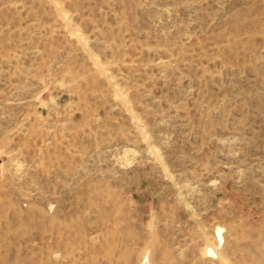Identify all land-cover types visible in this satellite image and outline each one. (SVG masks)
Wrapping results in <instances>:
<instances>
[{
    "label": "rangeland",
    "instance_id": "374dc122",
    "mask_svg": "<svg viewBox=\"0 0 264 264\" xmlns=\"http://www.w3.org/2000/svg\"><path fill=\"white\" fill-rule=\"evenodd\" d=\"M0 264H264V0H0Z\"/></svg>",
    "mask_w": 264,
    "mask_h": 264
},
{
    "label": "bare ground",
    "instance_id": "6f19581e",
    "mask_svg": "<svg viewBox=\"0 0 264 264\" xmlns=\"http://www.w3.org/2000/svg\"><path fill=\"white\" fill-rule=\"evenodd\" d=\"M217 234H218V239L220 240V243L223 242L224 240V236H223V229L221 227L218 228L217 230ZM208 253L211 254V255H216L217 253L214 251V249L212 248H208ZM221 259V258H220Z\"/></svg>",
    "mask_w": 264,
    "mask_h": 264
}]
</instances>
